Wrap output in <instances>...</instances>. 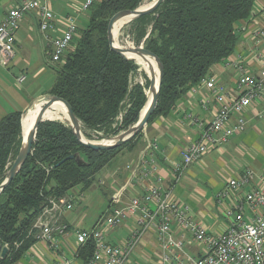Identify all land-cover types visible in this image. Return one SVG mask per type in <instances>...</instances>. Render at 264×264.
I'll return each instance as SVG.
<instances>
[{
	"label": "trees",
	"instance_id": "trees-1",
	"mask_svg": "<svg viewBox=\"0 0 264 264\" xmlns=\"http://www.w3.org/2000/svg\"><path fill=\"white\" fill-rule=\"evenodd\" d=\"M144 1L96 0L88 11L87 26L74 38L62 62L55 65L50 93L67 101L89 139L129 129L146 102L147 75L144 73V86H133L132 76L139 64L121 56L109 42L111 19L122 13L111 28L115 32L127 11L150 3ZM256 1L165 0L153 12L131 21L133 45L129 47L150 51L163 67L161 90L148 124L168 114L214 64L234 53L237 25L250 16ZM142 135L141 131L125 143L95 149L82 144L65 122H41L31 154L0 195V243L9 249L5 257L0 250V264L16 263L37 242L40 229L35 223L50 199L68 196L75 187L89 188L117 156L137 147ZM21 142L22 112L12 111L0 121V183ZM70 155L74 158L67 159ZM93 253L91 240L79 249L84 262Z\"/></svg>",
	"mask_w": 264,
	"mask_h": 264
},
{
	"label": "crops",
	"instance_id": "crops-1",
	"mask_svg": "<svg viewBox=\"0 0 264 264\" xmlns=\"http://www.w3.org/2000/svg\"><path fill=\"white\" fill-rule=\"evenodd\" d=\"M18 1L0 0V20ZM84 2L85 0H50L49 8L55 14L56 20L54 28L47 31L40 29L39 12L26 13L23 16L16 35L12 60L8 65L0 61V121L10 112H23L37 99L51 94V89L46 90L45 87L51 84L52 72L55 71L56 65L50 59L52 41L62 35L71 19L77 21L75 38L79 36L81 29L88 24L89 10H83ZM257 3L250 16L238 23L239 39L231 55L244 59L247 68L253 72L258 71L262 65L261 61H256L260 48L254 46L252 28L257 23H264V0H257ZM22 74L26 75V79L19 83L18 77ZM208 74L216 75L232 95L237 94L239 72L236 69L225 68L221 62L214 64ZM217 110L218 104L211 91L204 84L198 83L193 86L168 114L159 115L147 123L137 147L121 153L126 158L121 165L111 166L112 163L108 165L86 190H81L80 187L70 190L67 195L80 197L74 209L61 214L60 218L69 225V233L55 236L57 247L51 241L37 239L26 254L14 264H83L85 260L79 255L73 231L76 228H92L99 224L110 207L113 193L131 175L127 165L135 163L145 145L150 142H157L159 149L144 154L146 161L144 166L151 169L155 165L157 171L151 172L148 176L141 170L138 171L137 177L123 198V205H127L133 197L143 195L156 175H160L164 188L172 190V198L190 206L191 215L196 223L213 234L228 228L230 218L226 216V209L243 199L244 194L251 188L259 187L261 184L257 179L241 190H232L227 196L220 197L229 181L239 178L246 168H251L257 173L264 171V113L260 116L264 111V101L262 99L255 101L245 111L248 126L243 132L233 134L224 144L208 151L203 160L191 165L178 181L172 172V164L182 159V151L188 138L199 137L202 131L199 121L209 123ZM236 116L234 115L233 121L236 120ZM101 194L106 195L108 203L106 209L99 213L105 206V199ZM150 206L154 207V204L151 203ZM141 214V211H137L118 226L106 229L104 231L106 241L127 245L128 239L138 227V218ZM173 228L175 236L178 238L184 236L186 241L184 256L205 254V246L196 242L189 231L177 224H174ZM163 254L156 229L152 226L142 236L126 264H169L163 260Z\"/></svg>",
	"mask_w": 264,
	"mask_h": 264
},
{
	"label": "built area",
	"instance_id": "built-area-1",
	"mask_svg": "<svg viewBox=\"0 0 264 264\" xmlns=\"http://www.w3.org/2000/svg\"><path fill=\"white\" fill-rule=\"evenodd\" d=\"M50 0H19L0 20V61L8 65L15 53L16 35L21 26V20L26 13H40V29L47 31L54 28L55 14L49 8ZM96 0H85L82 8L87 11ZM257 1L255 6H257ZM78 24L71 19L67 29L61 36L52 41L51 61L62 62L68 50L72 47ZM239 29H237L238 31ZM255 48H260L256 61H261L259 70L253 72L244 63V59L229 56L223 61L225 68H233L239 72L237 94L232 95L216 75L207 74L201 79L218 104V110L209 123L199 121L202 131L197 139L188 138L182 151V159L172 164V172L178 181L184 172L193 164L201 162L204 156L213 148L224 144L230 136L243 132L248 121L245 111L257 100L264 101V23H257L252 28ZM26 75L18 77L23 83ZM264 111L260 113L262 116ZM234 115L236 120L233 121ZM159 149L157 142L147 143L142 154L135 163L127 165L131 175L112 195L110 207L99 224L92 228H76L75 240L80 249L89 240L94 243V253L91 259L83 264H126L132 251L138 245L142 236L150 227H155L157 238L163 249V260L169 264H264V171L257 173L246 168L239 178L232 179L220 194L223 198L232 190H241L252 181L259 180L260 186L251 188L243 199L226 209L230 224L224 231L213 234L196 223L190 212V206L172 198V190L165 189L163 178H156L146 192L133 197L127 205L123 198L137 177L138 171L145 176L157 171V166L145 168L144 154ZM80 196H63L52 198L40 215L35 226L40 229L37 239L51 241L58 246L55 236L69 233V225L60 217L62 212L75 208ZM153 203L154 207L150 204ZM141 211L138 227L128 239L127 245L114 244L106 241L104 231L118 226L131 214ZM174 224L189 231L196 242L202 243L206 252L202 256H184L186 241L184 236H175ZM8 247V245L6 244Z\"/></svg>",
	"mask_w": 264,
	"mask_h": 264
},
{
	"label": "water",
	"instance_id": "water-1",
	"mask_svg": "<svg viewBox=\"0 0 264 264\" xmlns=\"http://www.w3.org/2000/svg\"><path fill=\"white\" fill-rule=\"evenodd\" d=\"M164 1L165 0H152L149 4H147L145 6L141 5L132 11H127L125 13L126 15L124 16V18H128L129 20L124 23V25L121 27V29L119 30L117 35L114 33V30H113V32H111V28L113 26V23H114V20L116 19V17L122 15V13L115 15L113 17V19H111V22L109 25V42H110L112 48L116 52H118L121 56L125 57L126 59L134 60V61H136V58L132 55L140 56V57L144 58L145 60L153 59V60H155V62L157 64L158 71H159L158 82H156L157 81L156 77L150 80L149 93L147 94L146 102H145L143 108L141 109L139 119L134 124V126L131 127L130 129H128V131L122 132V133L115 135V136L105 137V138H101L98 140L89 139L83 134V132L80 128V125H79V121H78L76 115L74 114L71 106L67 103V101H65L64 99H62V98H60L54 94L46 95V96H43V97L37 99V101L32 103L30 106H28L22 112L21 148H20L15 160L13 161V163L9 167L8 171L6 172L4 180L0 183V195L5 190V188L11 183V181L14 179V177L19 173L23 164L27 160L28 156L31 154L32 149H33V144H34V141L36 139L37 129H38L40 123L45 121V120H61L65 123H67L71 127L72 131L74 132V134L76 135V137L78 138V140L82 144H84L88 147H91V148H95V149H108V148L114 147L120 143H125V142L133 139L137 134H139L146 127L148 120H149V117L151 116V114L153 113V111L155 109L156 101H157V98H158V95L160 93L161 86H162L163 67H162L161 61L159 60V58L156 55H154L150 51L144 49L143 47H123L121 45H116V41L118 43V34L120 33V31L123 29V27L127 23H129V22H131V21H133V20H135V19H137L143 15H146V14L153 12ZM136 63H137V61H136ZM56 102H60V103L64 104L65 109H66V117L65 118H58V119L57 118H46L48 111L51 109V107ZM35 105H39V109L37 110V112L35 114V118H34V121H33L31 128L29 129V131L26 132L23 129V118H24V115L26 113H28ZM70 158H74V155H70L67 157V159H70ZM64 160H66V159H64ZM0 250H1V256L5 257L6 254L8 253L9 249L7 246L2 247L1 243H0Z\"/></svg>",
	"mask_w": 264,
	"mask_h": 264
},
{
	"label": "rangeland",
	"instance_id": "rangeland-1",
	"mask_svg": "<svg viewBox=\"0 0 264 264\" xmlns=\"http://www.w3.org/2000/svg\"><path fill=\"white\" fill-rule=\"evenodd\" d=\"M145 2H151V1H149V0H145L144 1V3ZM130 23L131 22H129V23H127L124 27H123V29L120 31V33L118 34V42H119V44L120 45H122V46H127V47H129V46H131V45H133V43H132V41L130 40V36H131V32H130V29H132V25H130ZM138 64H139V68H138V71H137V73H135V74H133V76H132V82H131V84L134 86L136 83H140L141 85H145L146 84V80H145V77H144V73L147 75V78L149 79V86H148V88H146V95L149 93V87H150V80L151 79H153V78H155L156 77V79H157V72H154V70L153 69H151V66L150 65H145V64H143V63H140V62H138ZM54 75H56V72L55 71H53L52 72V76H53V79H51V84L50 85H47V87H45V89L46 90H50L51 89V87L53 86V84H54V81H55V76ZM47 82H49V81H47ZM47 84V83H46ZM51 86V87H50ZM50 87V88H49ZM49 95V94H48ZM38 105H35L34 106V108H36ZM33 108V109H34ZM134 126V125H133ZM133 126H131V127H133ZM130 127V128H131ZM129 128V129H130ZM146 129V128H145ZM145 129H143L144 131H145ZM142 130V131H143ZM125 131H128V129L127 130H124V131H122V132H125ZM121 132V133H122ZM95 134V133H94ZM20 148H21V143H20V146H19V148H18V151L17 152H19V150H20ZM124 155H126V154H124ZM17 156V155H16ZM127 156V155H126ZM16 158V157H15ZM15 158H14V160H15ZM125 157L123 156V154H121V156H119L118 158H115L113 161H112V165L111 166H113L114 164H118V165H121L124 161H125ZM110 166V167H111ZM96 190H98V189H96ZM99 191V190H98ZM101 197L103 198V199H105V206L104 207H102L99 211V213H102L105 209H106V207H107V203H108V200H107V198H106V195L105 194H101Z\"/></svg>",
	"mask_w": 264,
	"mask_h": 264
},
{
	"label": "bare ground",
	"instance_id": "bare-ground-1",
	"mask_svg": "<svg viewBox=\"0 0 264 264\" xmlns=\"http://www.w3.org/2000/svg\"><path fill=\"white\" fill-rule=\"evenodd\" d=\"M145 5H147V4H145ZM145 5H143V6H145ZM128 20H129L128 18H125L117 26V28L115 29V32H114L116 35L119 32V30L121 29V27L124 25V23L127 22ZM116 45H120L119 42L117 43V41H116ZM132 56H134L136 58L137 63L140 62V63H143L145 65H150L151 69H153L154 72H157V81L156 82H158L159 71H158L157 64H156L155 60H153V59L145 60L144 58L137 56V55H132ZM33 108L28 113H26L24 115V118H23V129L26 132L29 131V129L31 128V126L33 124L35 114H36L37 110L39 109V105L36 108H34V109ZM65 117H66V109H65L64 104L60 103V102H56L51 107V109L48 111V113L46 115V118H57L58 119V118H65Z\"/></svg>",
	"mask_w": 264,
	"mask_h": 264
}]
</instances>
